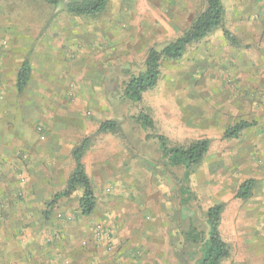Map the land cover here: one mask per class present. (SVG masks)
I'll return each mask as SVG.
<instances>
[{"label":"rangeland","instance_id":"rangeland-1","mask_svg":"<svg viewBox=\"0 0 264 264\" xmlns=\"http://www.w3.org/2000/svg\"><path fill=\"white\" fill-rule=\"evenodd\" d=\"M69 1L51 7L0 0V147L13 134L27 147L0 170V238L12 244L8 252L33 257L54 250L62 264H195L184 253L182 222L206 233L207 210L222 203L219 234L229 257L220 264H264V66L256 59L264 57V18L254 16L256 40L238 33L234 44L218 29L180 60L162 61L156 86L133 104L122 96L124 80L143 68L149 49L187 30L205 1L109 0L95 17L66 12ZM224 28L233 36L227 22ZM26 58L30 79L17 94ZM140 113L153 129L141 128ZM103 121L117 122L119 131L99 132ZM240 121L252 126L224 138ZM158 135L169 147L210 141L190 172L186 207L178 182L184 169L165 164ZM84 140L82 163L95 196L88 217L79 211L81 189L50 206ZM32 155L49 159L34 169ZM248 179L255 180L252 196L236 198Z\"/></svg>","mask_w":264,"mask_h":264},{"label":"trees","instance_id":"trees-1","mask_svg":"<svg viewBox=\"0 0 264 264\" xmlns=\"http://www.w3.org/2000/svg\"><path fill=\"white\" fill-rule=\"evenodd\" d=\"M51 7H57L63 4L65 0H42ZM205 8L198 14L189 28L173 41L167 42L160 49L151 48L147 52L143 68L135 74H130L123 82L122 96L126 102L137 104L141 101L142 95L153 89L160 78V63L164 60L177 61L183 57L188 46L197 43L215 30L221 29L223 36L235 44V38L224 28V10L221 0H204ZM109 0H70L65 3L66 12L77 16L95 17L101 14ZM30 66L25 60L16 76V90L22 93L29 81ZM138 123L144 131L153 129L152 119L140 113L137 117ZM252 123L240 121L229 127L223 133L224 138L237 139L244 130L251 127ZM99 132L115 133L119 131V125L115 121H103L100 123ZM161 152V157L165 164L170 168L184 169V174L179 179L180 204L186 207L192 200L193 195L188 187L190 172L196 168L207 156L210 141L200 139L186 146L169 147L165 137L155 136ZM87 140H84L73 150L74 169L68 178L66 188L63 192L53 196L50 206H56L60 200L68 198L77 189L82 193L78 200V207L82 216H90L95 209V196L92 184L88 178L82 155L87 148ZM255 185L254 179L243 181L235 197L241 200H248L253 193ZM223 204H217L210 207L206 213L207 232H199L189 223L186 227L182 222V231L185 238V251L191 254H185L187 257L195 260V264H220L222 260L229 257V246L225 243L220 234L219 226Z\"/></svg>","mask_w":264,"mask_h":264},{"label":"crops","instance_id":"crops-1","mask_svg":"<svg viewBox=\"0 0 264 264\" xmlns=\"http://www.w3.org/2000/svg\"><path fill=\"white\" fill-rule=\"evenodd\" d=\"M223 1L226 2V4L222 3L223 10H224V23L227 22V28L232 30L233 37L236 40H238L239 39L238 33H242L244 36V40H247L248 42L256 40L254 32H253L254 30H252L254 28V25L257 24L254 21V16L256 15L257 17L264 18V0H221V2ZM229 11H231V14H229ZM259 43H260V47L264 48V42L260 41ZM256 59L261 61V63L259 64L260 66H264V57L259 56V57H256ZM25 60L28 61L29 66H30L29 60L26 58L23 60V62ZM231 67H234V66L231 65ZM30 73H31V66H30ZM29 79H30V76H29ZM8 92H11V94H8V95L16 94L12 90ZM17 94H21V93L17 92ZM0 134L3 135L2 132H0ZM14 136L15 135L13 134L11 137L12 142L10 141V142L4 143L3 146L0 147V170L3 169L4 167L8 168V167L13 166V164H16L18 162V160L16 159L18 150H20L21 148H27L24 143L21 144L22 143L21 140H19L18 138ZM0 145H1V142H0ZM28 150L29 152L31 151L29 146H28ZM31 158L33 162L32 168L34 169L37 165L41 164L42 160H44V165H46L45 161L49 159L46 157L42 159L41 157H37L36 155H32ZM40 160L41 162L40 164H38ZM32 173L34 176L36 175L35 171H33ZM39 188H41V186L39 187V184H38L37 187L34 186L33 190L37 191L39 190ZM263 193H264V189H263ZM258 207H261L259 208V215H261L262 213H264V210H262V208L264 207H262L261 204H259ZM22 208H25V207H22ZM32 208L35 209L36 207H32ZM237 218H240V216H238ZM23 222L26 223V220H24ZM238 232L239 231H237V233ZM14 235L15 236L13 237H17V234H14ZM2 239H3V243H2V253L0 257V264H62L61 263L62 257L56 256V253L54 250L46 254L36 252V254L33 255V257H30L28 254L22 255L20 252L18 253L14 249L8 252L6 245H12V244L7 242V240L4 237L0 238V240ZM4 240L6 241L5 243H4ZM184 253L188 255L191 254L188 251H184Z\"/></svg>","mask_w":264,"mask_h":264}]
</instances>
